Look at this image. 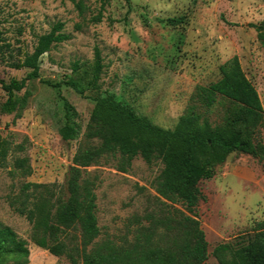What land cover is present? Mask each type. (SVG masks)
Listing matches in <instances>:
<instances>
[{"label": "rangeland", "instance_id": "1", "mask_svg": "<svg viewBox=\"0 0 264 264\" xmlns=\"http://www.w3.org/2000/svg\"><path fill=\"white\" fill-rule=\"evenodd\" d=\"M100 11L101 20H94ZM170 17L181 21L169 24L165 19ZM262 20L264 0H0V79L23 78L29 69L12 64L22 61L37 37L60 21L70 37L41 56V79L69 77L85 86L83 71L91 70L97 47L102 63L99 92L113 94L161 127L173 128L194 86L217 80L219 65L236 55L259 93L264 112V44L252 26ZM26 91L20 114L5 113L1 104L7 95L0 85V139L8 146L7 163L0 166V224L27 240V264H71L65 256H55L29 240L31 225L11 208L9 196L23 181L65 190L93 106L89 95L95 91L87 88L80 95L69 86L55 88L40 79L27 80L17 93ZM64 99L77 112L72 121L79 133L73 140L62 139L58 132L65 120ZM221 114L219 104L207 112L210 121H218ZM260 135L264 143V126ZM18 156L28 158L30 175L11 174ZM115 163L113 157L103 156L86 171L96 183L99 238L120 242L131 236L130 219L149 212L158 215L161 204L154 183L162 164L159 160L148 164L136 156L123 172ZM198 186L203 198L196 210L208 252L202 264H218L212 253L217 244L246 243L256 224L264 220L263 161L234 151Z\"/></svg>", "mask_w": 264, "mask_h": 264}, {"label": "trees", "instance_id": "2", "mask_svg": "<svg viewBox=\"0 0 264 264\" xmlns=\"http://www.w3.org/2000/svg\"><path fill=\"white\" fill-rule=\"evenodd\" d=\"M75 4L80 9L81 3ZM101 18L100 11L94 20ZM165 21L173 25L181 18L170 17ZM252 26L264 44V20ZM62 29V22L54 23L37 37L32 51L22 61L12 64L29 69L23 78L0 79L7 95L1 111L16 115L26 104L28 91L22 95L17 92L27 80L40 79L55 88L69 86L80 95L87 88L95 91L89 95L93 106L83 138L73 154L65 190L61 187L56 190L54 184L23 181L9 196L11 208L31 225L29 240L55 256H65L71 264H202L208 252L196 210L203 198L199 181L211 178L215 168L234 151L249 154L264 164L260 135L264 126L263 105L238 56L233 55L219 65L217 80L196 84L174 127L164 128L146 115H139L113 94L99 92L102 63L97 47L91 70L83 71L85 86L69 77L59 81L41 79V56L70 37ZM77 68L75 63L73 69ZM218 104L222 114L218 121H210L207 112ZM63 107L65 120L58 129L59 135L64 140L76 139L79 126L72 119L77 112L66 99ZM7 149V141L0 139V166L7 163ZM103 156L116 159V169L123 172L136 156L148 164L155 160L162 164L154 183L155 198L161 204L158 215L149 212L130 219L131 236L120 242L99 238L96 183L86 168ZM31 170L27 157L13 159L11 174L23 177L30 175ZM212 253L218 264H264V220L256 224L246 243L236 247L231 242L219 243ZM28 260L27 240L11 227L0 224V264H27Z\"/></svg>", "mask_w": 264, "mask_h": 264}]
</instances>
